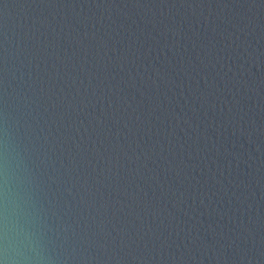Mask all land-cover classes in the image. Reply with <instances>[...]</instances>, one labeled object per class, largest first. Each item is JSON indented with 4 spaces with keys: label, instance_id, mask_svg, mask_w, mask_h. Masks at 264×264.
Segmentation results:
<instances>
[{
    "label": "water",
    "instance_id": "1",
    "mask_svg": "<svg viewBox=\"0 0 264 264\" xmlns=\"http://www.w3.org/2000/svg\"><path fill=\"white\" fill-rule=\"evenodd\" d=\"M0 264H264V0H0Z\"/></svg>",
    "mask_w": 264,
    "mask_h": 264
}]
</instances>
